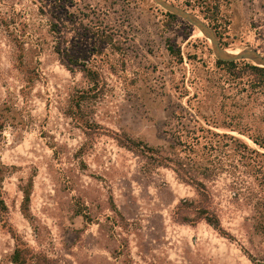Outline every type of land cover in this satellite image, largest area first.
I'll return each mask as SVG.
<instances>
[{
    "label": "rangeland",
    "instance_id": "rangeland-1",
    "mask_svg": "<svg viewBox=\"0 0 264 264\" xmlns=\"http://www.w3.org/2000/svg\"><path fill=\"white\" fill-rule=\"evenodd\" d=\"M166 1L264 55V0ZM236 61L153 0H0V264L9 229L46 264H264V72Z\"/></svg>",
    "mask_w": 264,
    "mask_h": 264
},
{
    "label": "trees",
    "instance_id": "trees-1",
    "mask_svg": "<svg viewBox=\"0 0 264 264\" xmlns=\"http://www.w3.org/2000/svg\"><path fill=\"white\" fill-rule=\"evenodd\" d=\"M218 60L221 63H225V64H229V65H234L238 62V61H223L220 59H218ZM16 64H17L18 68L23 70L24 62L21 60V58L18 59ZM251 67L264 72V67H259V66L253 65V64H251ZM0 127H2V125H0ZM84 128H86L88 130H95L96 124L85 121ZM87 134H89V133H87ZM3 167L4 166L2 164H0V184H1V180H2ZM30 185H31V183L29 181V183L27 184L28 187H24L22 189L23 199H22V203H21V211L25 217L29 216ZM0 188H1V186H0ZM185 206H186V202L184 200H182L179 202V204L177 205L176 210H175V215L181 216L180 220L182 222L188 221L187 217L183 216L184 211H185V209H184ZM1 209L2 210L6 209V205H5V203L1 197V190H0V210ZM199 213L201 214V217L206 220L207 223L212 225L215 229H218L219 231L221 230L220 223H219L216 215L210 214V212L206 208L200 209ZM9 231L11 233V236L16 241L15 248L13 249V252H12L11 257H10V261L13 264H46L43 259H40L39 257H36L35 255H33L31 253L29 247L23 241H21L19 239V236H16L15 233L11 229H9Z\"/></svg>",
    "mask_w": 264,
    "mask_h": 264
},
{
    "label": "water",
    "instance_id": "water-1",
    "mask_svg": "<svg viewBox=\"0 0 264 264\" xmlns=\"http://www.w3.org/2000/svg\"><path fill=\"white\" fill-rule=\"evenodd\" d=\"M153 1L160 7L165 9L167 12L184 19L185 21L195 26L207 39H209L213 49V53L217 59L223 61L249 59L256 65L264 67V55L260 54L257 50L245 49L237 53H232L220 45L214 29L210 27L204 20L199 18L197 15L189 12L184 8L171 4L166 0Z\"/></svg>",
    "mask_w": 264,
    "mask_h": 264
},
{
    "label": "bare ground",
    "instance_id": "bare-ground-1",
    "mask_svg": "<svg viewBox=\"0 0 264 264\" xmlns=\"http://www.w3.org/2000/svg\"><path fill=\"white\" fill-rule=\"evenodd\" d=\"M200 34V33H199ZM232 53H237V51H232Z\"/></svg>",
    "mask_w": 264,
    "mask_h": 264
}]
</instances>
